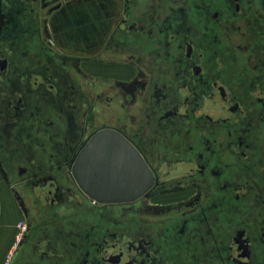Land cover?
I'll use <instances>...</instances> for the list:
<instances>
[{"label": "flooded vegetation", "instance_id": "obj_1", "mask_svg": "<svg viewBox=\"0 0 264 264\" xmlns=\"http://www.w3.org/2000/svg\"><path fill=\"white\" fill-rule=\"evenodd\" d=\"M151 181L99 201L100 131ZM1 264H264V0H0Z\"/></svg>", "mask_w": 264, "mask_h": 264}, {"label": "water", "instance_id": "obj_2", "mask_svg": "<svg viewBox=\"0 0 264 264\" xmlns=\"http://www.w3.org/2000/svg\"><path fill=\"white\" fill-rule=\"evenodd\" d=\"M74 173L84 192L99 201L133 198L151 181L140 157L120 135L107 130L95 134L83 148Z\"/></svg>", "mask_w": 264, "mask_h": 264}, {"label": "crops", "instance_id": "obj_3", "mask_svg": "<svg viewBox=\"0 0 264 264\" xmlns=\"http://www.w3.org/2000/svg\"><path fill=\"white\" fill-rule=\"evenodd\" d=\"M13 220V209L5 204L3 206L2 218L0 220V264L2 263L3 259L8 258L11 253L10 248L8 249V251L7 248L10 244L9 239L12 234Z\"/></svg>", "mask_w": 264, "mask_h": 264}, {"label": "rangeland", "instance_id": "obj_4", "mask_svg": "<svg viewBox=\"0 0 264 264\" xmlns=\"http://www.w3.org/2000/svg\"><path fill=\"white\" fill-rule=\"evenodd\" d=\"M13 212H14L13 227H16V225H17V227L19 228L20 227V219H21V217H20V215H18V213L16 212V210H13ZM15 232L16 231H14L13 234H12V236H13L12 239L15 238V234H16ZM8 249H9V247L7 248V251H8Z\"/></svg>", "mask_w": 264, "mask_h": 264}]
</instances>
